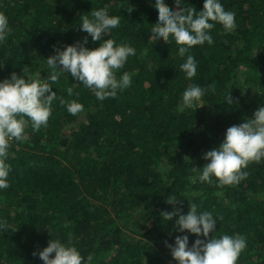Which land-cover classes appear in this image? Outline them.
I'll list each match as a JSON object with an SVG mask.
<instances>
[{"label":"trees","instance_id":"obj_1","mask_svg":"<svg viewBox=\"0 0 264 264\" xmlns=\"http://www.w3.org/2000/svg\"><path fill=\"white\" fill-rule=\"evenodd\" d=\"M203 3L184 0L197 11ZM221 3L235 13L236 29L225 32L218 24L212 45L191 49L198 67L189 80L175 41L150 39L158 22L154 0H0L11 28L0 43V80L13 72L46 78L54 46L62 50L87 36L86 47H98L101 41L93 42L80 23L101 8L120 17L104 39L136 49L117 73L132 74L126 90L99 101L65 74L53 91L84 110L73 116L56 101L47 127L33 131L29 125L25 140L11 142L10 187L0 190V220L7 224L0 229V264H43L33 252L53 238L71 241L89 264H176L165 242L187 234L191 246L198 237L163 219L173 210L166 203L173 193L183 213L195 203L220 218L215 236L246 238L237 264H264V161L250 163L243 169L248 177L236 185L189 180L227 128L264 105V0ZM165 4L176 9L174 0ZM193 84L205 88L197 110L182 106Z\"/></svg>","mask_w":264,"mask_h":264},{"label":"clouds","instance_id":"obj_2","mask_svg":"<svg viewBox=\"0 0 264 264\" xmlns=\"http://www.w3.org/2000/svg\"><path fill=\"white\" fill-rule=\"evenodd\" d=\"M176 9L169 10L165 0H154L153 7L158 14V22L151 27L150 39L167 44L175 41L178 56L183 59L180 70L186 79L191 80L197 73L198 62L190 54L195 46L214 43L212 30L219 24L225 32L235 31V13L225 10L221 0H204L203 9L184 6V0H174ZM120 25V17L110 15L106 8L91 12V16L81 18V31L88 34L93 42L101 41L98 47H86L88 37L82 42L66 45L61 50L54 46V55L46 59L51 71L42 79L36 76L18 75L13 72L9 78L0 80V190L10 187L11 166L7 162L12 141L26 139V128L30 125L33 131L42 126L47 127L52 114L54 102L65 106L68 113L76 116L84 110L81 103L73 100L66 102L53 91L52 85L61 76L69 74L79 84L89 89L97 100L115 98L132 84V74L125 71L117 73L128 62L129 57L136 55V49L127 43H117L110 37L113 29ZM11 34L7 15L0 12V43L5 42ZM27 77V78H25ZM75 84V83H74ZM67 94H74L73 87L67 88ZM75 95L78 97L79 93ZM205 88L190 85L182 94L184 108H199ZM225 101L231 103L228 96ZM203 159L208 161L198 176L189 180L218 183L219 186L239 184L248 177L243 171L252 162L264 161V105L260 106L243 123L227 128L224 140L219 147L207 151ZM213 178H216L215 181ZM166 203L173 205L171 212H163L164 220L174 221V228L180 233L195 234L198 238L189 246V235H178L174 244L165 242L176 264H237L238 258L247 247L246 238L241 235L222 234L215 236L219 217L210 211H199L195 203L183 213L175 193L170 194ZM7 227L0 220V229ZM213 235L209 237V234ZM204 237L200 239L199 237ZM43 264H89L71 241L60 238L51 239L42 251L33 252ZM54 254V255H53Z\"/></svg>","mask_w":264,"mask_h":264}]
</instances>
